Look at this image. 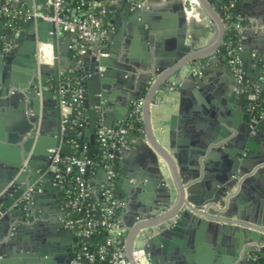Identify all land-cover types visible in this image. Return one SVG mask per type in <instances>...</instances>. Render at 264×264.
I'll return each mask as SVG.
<instances>
[{
  "label": "water",
  "instance_id": "95a60500",
  "mask_svg": "<svg viewBox=\"0 0 264 264\" xmlns=\"http://www.w3.org/2000/svg\"><path fill=\"white\" fill-rule=\"evenodd\" d=\"M21 1L27 9L34 8L42 12L52 9L47 0ZM240 1L242 4L243 0ZM196 2L214 23L217 30L216 39L210 45L183 56L152 79L141 107L143 131L135 137H129L133 141L136 139L135 144H139L134 148H138L136 146H140L146 140L149 147L147 156L154 166L157 164V157L165 162L177 187L176 201L169 203L170 207L165 212L131 225L125 245L126 255L130 261H132V241L136 235H141L145 243L144 251L151 255L150 264H178L177 259L168 256V253L156 248L151 249V247L157 246L158 240L162 237L190 232L186 223L193 218V215L205 216L198 206L202 200L198 201L194 195V183L183 182L185 175L180 159L177 161L172 158L170 148L167 149L161 143L156 137V131L153 132L150 125L152 111L150 107L161 88H166L168 92H175L177 88H180L181 95L185 96L188 87L197 84V86L205 87L206 94H210L213 104L210 115L214 119L209 122V125L197 124L198 119L194 115L198 108L195 111L192 108V118L186 109L179 110L180 118L185 124L184 135L192 134L197 141L195 144L207 148L222 138L226 139L223 145L222 161L214 176L217 182L216 188L212 193L208 192L204 201L212 200L217 189H224L228 183L233 182L235 177L245 171L246 165L255 160L252 153L254 144L264 137V120L256 117L249 109L248 96L239 89L234 74L226 63V53L220 52V45L225 42L223 39L225 24L222 21V15H218L207 0H196ZM24 24L19 34L16 31L19 26L17 29L8 27L7 30L0 31V36L10 40L14 46V49L5 52L0 41V110L3 112L1 121L4 123V127L0 126V167L4 168V171L0 173V264H55V261L69 264L77 256V252L72 253V245L77 243L80 247V244L72 231L65 227L64 220L67 212L63 208L64 195L62 188L54 184V173L50 169L54 152L49 150L57 151L62 159L66 152L60 148V143H66L69 147L67 139L71 138L67 128L69 124L67 118L70 113L63 116L61 110L63 107L61 90L64 89L61 81L63 71L76 67L79 60L83 62L88 58L79 55V47L71 42L76 30L64 31L44 20H34ZM183 30L181 29L182 34H184ZM38 44L51 46L54 59L49 71L46 66L38 64L36 58ZM68 57L72 58L70 63L66 64L64 58L68 59ZM256 57L259 60L262 57L264 65V52L258 53ZM242 58L244 66L248 67L250 54L242 53ZM17 59L23 60L22 68L13 66L14 60ZM89 61L91 62L89 65H83L78 71L83 76L91 75L89 79L98 82V87L93 94L90 93L84 97L81 100L82 103L75 107L77 110L82 107L88 110L85 115L89 116L88 129L90 127L91 133L89 139L93 145L94 133L100 126L96 124L95 108L105 109L109 105L102 95L109 76H107L108 63L105 57L98 58L92 55ZM189 63L198 67L199 74H194L193 66L191 72L187 69L186 75L178 78L181 70ZM215 66H219L230 75V78L215 80L209 75ZM98 67H103L107 71L98 72ZM257 71L258 68L255 69V72ZM171 77L178 79L168 82ZM182 103L181 100V107ZM47 107L51 108L54 116V128L48 133L41 129L40 121V114L46 113ZM72 107L74 106L71 105ZM128 110L129 106L125 108V113ZM64 119L66 121H63ZM177 119V115H172L164 124L169 125V129L173 131L174 121ZM123 120L124 118H120L116 125H108L106 122L103 124L107 128L125 129ZM62 136H65L64 139ZM95 147L98 146L95 145ZM133 152L130 151L131 154ZM80 153L81 160H84L83 139L80 144ZM90 156L89 152L88 158ZM126 167V165L123 166L119 171V183L124 181L125 176L127 177ZM84 177L86 179L89 177V165L85 167ZM104 178L105 169L100 167L97 172L96 197L100 193ZM29 189L30 192H28ZM38 190L52 195L54 199L55 208L61 214L55 225L47 221L48 215L41 205ZM165 194L168 195L167 187ZM196 220L197 223H201L205 219L199 217ZM156 227L159 229L157 233ZM252 250H246L243 253L242 264H249L247 256ZM263 261L260 259L259 263L263 264Z\"/></svg>",
  "mask_w": 264,
  "mask_h": 264
},
{
  "label": "crops",
  "instance_id": "0c3cea01",
  "mask_svg": "<svg viewBox=\"0 0 264 264\" xmlns=\"http://www.w3.org/2000/svg\"><path fill=\"white\" fill-rule=\"evenodd\" d=\"M130 1L106 0L107 36L103 49L104 55L98 58L105 57L108 63V84L104 87L102 95L109 105L105 109L95 108L96 124L104 127L103 122L116 125L120 118H124L125 123L128 116L125 108L130 107L134 102L143 100L152 79L183 56L210 45L217 36L214 23L196 0H144L146 7L142 10L133 8ZM207 1L218 15H223L224 9L230 2V0ZM240 2L237 0L239 15L245 26L242 30L245 39L241 43V56L245 52L250 54L251 59L246 68L252 81L257 83L264 68L261 60L263 58L260 57L259 60L256 57L258 53L264 52V0H243L242 4ZM13 4L14 7L19 5L20 8H26L21 0H13ZM23 24L17 25L19 26L16 30L17 34L22 31L25 25ZM7 28L6 18L0 11V31L7 30ZM224 28L226 31L227 26L225 25ZM181 29H184V34ZM4 40L0 36L1 43ZM76 40L77 34L73 33L71 42L75 46L77 45ZM43 48L47 54L42 52ZM82 56L88 59L83 62L79 60L76 67H71L63 73H70L91 63L89 58L92 54ZM36 58L38 64L46 66L49 71L54 59L51 46L38 44ZM71 58H64L66 64L70 63ZM13 63H15L13 66L22 68L23 60L17 59ZM195 66L192 63L186 65L178 78H183L187 69L190 72L193 69L194 74H199V69ZM256 68H258L257 72H255ZM97 71L107 70L98 67ZM209 75L217 81L230 78V75L221 70L219 66H215ZM90 76L82 75V99L90 93L93 94L98 87V82L91 81ZM177 79L171 77L168 82ZM206 91L205 87L194 84L188 87L184 96L181 95L180 88H177L175 92H168L166 88H161L150 107L152 110L150 125L153 132L156 131V137L167 149L170 148L172 158L177 161L180 159L185 175L183 182L194 183V195L198 201L202 200L198 206L200 211L205 213V216L193 215V218L186 223L190 232L178 236L162 237L158 240L157 246H152L151 249L156 248L168 253V256L177 259L178 264H242L243 253L253 249L248 253L247 260L250 262V255L254 253L257 256V263L260 264V259L264 260V137L254 144L252 153H254L255 160L246 165L245 171L233 177L234 181L228 183L224 189H217L212 200L204 201L208 192L212 193L216 188L217 182L214 176L222 161L223 145L226 139L222 138L207 148L195 144L197 141L194 140L195 137H192V134L184 135L185 124L180 118L179 110L180 108L186 109L192 118V108L194 111L198 108L199 110L195 111L196 115H194L197 116V124L209 125V122L214 119L210 115L213 111V104L210 94H206ZM81 109L84 122L82 126L84 157L88 158V153L92 155L93 151L98 148L95 147V145L98 146V142L95 131V141L93 145L91 144L90 127L88 129L90 120L89 116L85 115L88 110L84 107ZM61 110L63 116L71 112V108L64 106ZM2 113L0 110V126L4 127L1 121ZM172 115L178 116V119L174 121L173 131L169 129V125L164 124ZM53 119L54 116L49 107L46 113L40 114L41 129L46 133L54 128ZM64 137L62 136V139ZM131 141L132 145L123 153L120 165V170L123 166H127V177L125 176L124 181L119 183V172H117L115 181L118 198L126 202V207L121 211V219L127 229L123 238L124 246L128 230L131 225L137 223L136 215L141 214L146 219L158 216L165 212L170 207L169 203L172 204L177 198V187L165 162L157 157V164L154 166L147 156L149 147L146 140L140 146H136L138 148H134L135 145H139L135 144L136 139ZM67 143L69 147L66 143H60V148L66 152V155L71 152V140L67 139ZM130 151L134 152L131 154ZM98 169L92 174L89 172L87 178L90 194L94 198H96L98 189ZM2 171L4 168L0 167V173ZM166 187L168 195L165 194ZM38 194L41 198V205L48 215L47 221L55 225L61 214L55 208L52 195L43 193L41 190H38ZM199 217L205 220L197 223L196 219ZM158 230L156 227V233ZM144 245L141 235H136L132 241V249L136 247L145 249ZM148 256L151 258V255Z\"/></svg>",
  "mask_w": 264,
  "mask_h": 264
},
{
  "label": "built area",
  "instance_id": "2783aa9c",
  "mask_svg": "<svg viewBox=\"0 0 264 264\" xmlns=\"http://www.w3.org/2000/svg\"><path fill=\"white\" fill-rule=\"evenodd\" d=\"M12 0H1L0 11L6 18L7 26L18 25L27 23L34 20H44L50 22L58 29L68 31L76 30L77 40L76 43L79 47L78 53L80 55L92 54L96 57L104 55V43L107 36V28L105 20L108 14L107 6L101 0H88L86 10L73 9L70 13L64 12V0H47L48 5L52 7L51 11H38L36 9L19 8L13 9L11 7ZM236 0H230L229 7L234 6ZM130 3L135 9H143L146 7L144 0H131ZM231 26L239 33L238 45L235 48H228L226 51V63L231 68L236 83L239 89L244 92L242 85L245 79V69L241 56L242 41L245 36L242 32L244 29V21L242 17L238 16L236 20L231 23ZM4 51H10L13 47L10 40H4ZM81 89L78 87L73 91L72 102H67L64 98L62 104L68 109L71 105H79L82 100ZM61 93L64 97L65 90L62 89ZM249 107L252 110V102L256 99L257 93H247ZM143 100L132 103L134 112L141 114ZM264 120V114L259 116ZM126 129L120 128H107L99 126L96 130V138L98 147L100 148L103 156L112 161L115 153H124L128 150V134ZM54 152L52 157L50 169L54 173V183L62 188L65 174H67L73 166H77L80 173H84L87 161L78 160L76 157H66L62 160L57 151L50 149ZM65 161L64 171L61 169L60 163ZM105 169V178L102 183L100 194L103 197V204L100 209L94 210V215H91L90 210H85V217H69V211L74 212L83 211L82 202L78 198H68L63 201V206L66 209L65 226L69 228L72 233L78 238L80 247L77 256L70 261L69 264H93L94 256L88 251L85 240L88 239L99 227L103 228L106 233L105 243L98 249L100 259H103L108 253L112 259V264H150L149 256L142 247L132 249L131 258L128 260L124 242L119 238L122 234L126 233L127 229L122 222L121 215H116L117 210H122L126 207V202L118 198L115 191V181L117 172L113 168V164L108 163L103 167ZM82 186V182H80ZM30 192V189L29 191ZM82 192V189H81ZM90 216H98L92 218ZM136 222L146 220V217L138 214L135 217ZM250 260L257 261V256L252 253Z\"/></svg>",
  "mask_w": 264,
  "mask_h": 264
},
{
  "label": "trees",
  "instance_id": "16d2710c",
  "mask_svg": "<svg viewBox=\"0 0 264 264\" xmlns=\"http://www.w3.org/2000/svg\"><path fill=\"white\" fill-rule=\"evenodd\" d=\"M87 1L88 0H64V12L70 13L73 9L86 10L87 9ZM106 6V0H101ZM11 7L13 9H19L21 6L16 5L14 7L13 0L11 2ZM239 15L238 3L237 0L234 3V6L229 7V5L224 9V13L222 15V21L227 26V29L224 33V44L221 45V52L226 53L228 48H235L238 45L239 33L234 27L231 26L236 18ZM107 18V17H106ZM10 28L17 29V25H11ZM227 56L225 57V60ZM245 69V79L242 87L244 88V92L249 93H257L256 99L252 102V112L256 117H259L260 114H264V68L261 71L260 77L257 83L252 81V78L247 72L246 66ZM82 73L78 70H73L70 73H66L62 76V86L64 87V99L67 102H72V94L75 89L78 87L82 88ZM68 124V132L71 134V152L68 155H65L62 160H65L66 157H76L78 160L80 158V144L82 143V126H83V111L82 109L77 110L76 107L71 108V112L67 118ZM125 129L128 134V148L131 147L132 141L129 138L135 137L143 131V121L140 113L134 112L132 104L128 110L127 120L125 122ZM122 160V152L115 153L112 161H108L102 154L100 148L98 147L95 151H93L92 155L89 158H84V161H87L89 165V172L92 174L96 169L100 167H104L108 163L113 164V168L116 172H119L120 165ZM61 169L64 171L65 169V161L61 163ZM82 182V186L80 185ZM87 179L84 177V173H80L77 166H73L72 169L65 174L62 186V193L64 195V201H67L68 198H78L79 201L82 202L83 211L74 212L72 210L69 211V217H85V210H90L91 215H94V210L92 209H100L103 204V197L99 193V195L94 198L90 194V189L88 184L86 185ZM82 189V192H81ZM122 210H117L116 215H121ZM92 218H96L94 216H90ZM126 233L119 236L120 239L123 240ZM106 233L103 228L99 227L88 239L84 242L87 246V249L94 256L93 264H112V259L110 255L107 253L103 259L99 258L98 249L99 247L105 243ZM249 264H258L257 261L250 260Z\"/></svg>",
  "mask_w": 264,
  "mask_h": 264
},
{
  "label": "flooded vegetation",
  "instance_id": "af4514ba",
  "mask_svg": "<svg viewBox=\"0 0 264 264\" xmlns=\"http://www.w3.org/2000/svg\"><path fill=\"white\" fill-rule=\"evenodd\" d=\"M78 244H80V243H79V240H78ZM71 250H72V253H75V252L78 253V251H79V247L77 246V243H75V244L72 245ZM70 252H71V251H70ZM55 264H62V261H57V262L55 261Z\"/></svg>",
  "mask_w": 264,
  "mask_h": 264
},
{
  "label": "bare ground",
  "instance_id": "6f19581e",
  "mask_svg": "<svg viewBox=\"0 0 264 264\" xmlns=\"http://www.w3.org/2000/svg\"><path fill=\"white\" fill-rule=\"evenodd\" d=\"M42 52H43L44 54H47V51H46L44 48H43Z\"/></svg>",
  "mask_w": 264,
  "mask_h": 264
}]
</instances>
